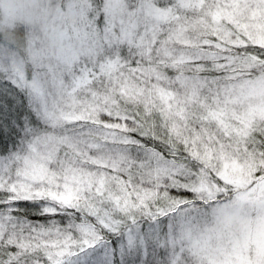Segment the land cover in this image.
<instances>
[{"label":"snow or ice","instance_id":"1","mask_svg":"<svg viewBox=\"0 0 264 264\" xmlns=\"http://www.w3.org/2000/svg\"><path fill=\"white\" fill-rule=\"evenodd\" d=\"M0 41V264H264V0H52Z\"/></svg>","mask_w":264,"mask_h":264},{"label":"clouds","instance_id":"2","mask_svg":"<svg viewBox=\"0 0 264 264\" xmlns=\"http://www.w3.org/2000/svg\"><path fill=\"white\" fill-rule=\"evenodd\" d=\"M51 5L52 0H0V41L13 51L30 36L51 45Z\"/></svg>","mask_w":264,"mask_h":264}]
</instances>
